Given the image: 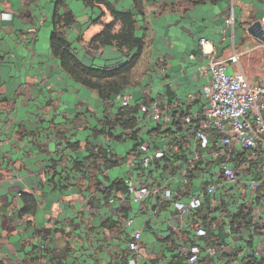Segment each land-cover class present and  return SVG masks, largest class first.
Masks as SVG:
<instances>
[{"label": "crops", "instance_id": "obj_1", "mask_svg": "<svg viewBox=\"0 0 264 264\" xmlns=\"http://www.w3.org/2000/svg\"><path fill=\"white\" fill-rule=\"evenodd\" d=\"M55 1L0 0V12L12 14L0 20V261L127 264L131 229L142 230L148 257L162 259L170 251L174 226L182 227L180 240L188 239L191 231L183 229L187 221L172 201H134L130 189L129 195L105 192L112 181L123 179L130 185L139 174L134 141L123 129L109 134L107 122L119 102H104L54 56L50 36ZM110 1L118 9L134 10L132 0ZM143 6L137 20L148 41L143 54L147 64L129 86L137 98L144 84L153 89L147 91L151 98L171 104L186 102L189 93L198 91L204 80L195 69L209 60L202 54L201 38L208 40L204 47L216 58L231 55L233 42L238 51L254 47L241 55L240 64L251 83L264 85V46L255 47L257 41L248 32L252 23L264 21V0H144ZM232 8L234 28L225 23ZM64 10L76 17L67 38L82 62L102 67L126 60L112 46L98 51L88 47L111 20L109 14L82 0H68ZM250 54L254 64L243 65ZM177 149L173 147L176 162L168 177L179 200L187 198L189 187L176 176L182 160ZM26 194L34 196L31 212L24 210ZM130 217L133 224L126 227ZM208 260L204 256L200 264Z\"/></svg>", "mask_w": 264, "mask_h": 264}, {"label": "built area", "instance_id": "obj_2", "mask_svg": "<svg viewBox=\"0 0 264 264\" xmlns=\"http://www.w3.org/2000/svg\"><path fill=\"white\" fill-rule=\"evenodd\" d=\"M11 17L9 12H0V20ZM225 23L234 28L233 8ZM227 32L223 30L224 37ZM199 43L209 60L196 67L204 81L198 91L188 94L186 102L170 104L156 95L151 98L147 91L153 89L146 84L137 89L139 98L136 90L127 87L106 102L123 107L139 104L142 113L137 126L141 143L134 152L139 174L130 182L129 197L148 199L149 204L158 199L172 201L187 221L183 229L191 231L187 240H180L182 227L174 226L169 253L153 261L143 246L142 230L131 229L127 264H200L204 256L207 264H264V85L251 83L240 64L241 55L254 47L238 51L233 42L231 55L216 58L204 47L207 39ZM260 46L264 43L257 42L255 47ZM187 106L189 112L174 119L179 125L171 123L173 110ZM160 122L169 130L152 138L150 123ZM183 138L186 156L179 164V175L175 174L189 190L186 199L176 200L168 173L176 162L171 161L175 160L173 147ZM107 154L113 159L110 147ZM238 214L241 221L235 230L232 221ZM133 221L128 218L125 226L131 227Z\"/></svg>", "mask_w": 264, "mask_h": 264}, {"label": "trees", "instance_id": "obj_3", "mask_svg": "<svg viewBox=\"0 0 264 264\" xmlns=\"http://www.w3.org/2000/svg\"><path fill=\"white\" fill-rule=\"evenodd\" d=\"M82 1L88 7H97L101 9L102 15L109 14L111 17V20L103 23L102 28L88 41V47L93 51H98L104 47L112 46L125 56L126 60L115 66L102 67L87 65L80 60L74 47H72V43L67 38V29L76 22V17L71 11H62V9L67 6L68 0L55 1L52 16L53 29L50 36L51 49L54 56L60 61L62 68L72 78L87 88L96 90L102 100L107 102L108 100L122 94L124 90L134 82L136 68L148 45L144 30L145 28L139 26L137 20V14H144V0H132L134 3V10L118 9L110 0ZM141 28L144 32L140 34ZM116 109L117 111L114 114V117L107 122L109 134L114 135L117 128L123 129L128 137L134 141L133 147L135 152L141 143L139 140L140 137L138 136L140 129L137 127L138 121L142 116L139 104L130 107H123L118 104ZM187 112H189L188 106L173 110L171 123L179 125L174 119L176 120L180 118V116ZM164 126L162 122L150 123L148 134L151 135L152 138L158 139L162 134H165L169 130ZM178 129H181L180 126H178ZM185 139L186 138H183L176 143V146L178 147V149L175 150L176 154L182 159L186 156V148L184 147ZM164 159L166 161V157ZM171 161L175 162L173 159ZM129 189L130 185L127 181L118 179L112 181L111 185L107 187L105 192L110 194L113 191H123L125 194L129 195ZM26 195L27 198L24 210L31 212L35 209L34 196L32 194ZM205 206V209H209L210 207L208 204ZM205 218L207 217L205 216ZM240 218V214L233 218L232 226L235 230L238 229L235 224L240 223ZM209 233L210 235L213 234V230H210ZM0 264L6 263L0 261ZM167 264H172V261L167 262ZM175 264L178 263L176 262Z\"/></svg>", "mask_w": 264, "mask_h": 264}, {"label": "water", "instance_id": "obj_4", "mask_svg": "<svg viewBox=\"0 0 264 264\" xmlns=\"http://www.w3.org/2000/svg\"><path fill=\"white\" fill-rule=\"evenodd\" d=\"M248 32L259 43H264V24L262 20L255 21L248 27Z\"/></svg>", "mask_w": 264, "mask_h": 264}, {"label": "rangeland", "instance_id": "obj_5", "mask_svg": "<svg viewBox=\"0 0 264 264\" xmlns=\"http://www.w3.org/2000/svg\"><path fill=\"white\" fill-rule=\"evenodd\" d=\"M252 60H255V55L250 54V55L243 58L242 63H243V65H245L246 62L247 63L249 62L250 65H253L254 63ZM146 61H147V56L145 54L143 56L141 63H139V65L137 66L136 71H141L142 69H144V66L147 64ZM250 65H248V67H246V68H249ZM128 144H130V143H128Z\"/></svg>", "mask_w": 264, "mask_h": 264}]
</instances>
